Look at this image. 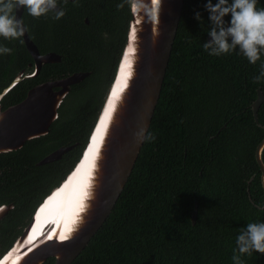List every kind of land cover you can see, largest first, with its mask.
<instances>
[{
  "label": "trees",
  "instance_id": "trees-1",
  "mask_svg": "<svg viewBox=\"0 0 264 264\" xmlns=\"http://www.w3.org/2000/svg\"><path fill=\"white\" fill-rule=\"evenodd\" d=\"M204 3L184 1L160 99L132 174L112 213L72 264H232L240 229L264 221L256 207L264 204L256 157L264 140V103L259 123L253 111L258 90L264 92V81H253L264 56L256 64L237 51L210 56L202 47L211 39ZM131 5L132 0L69 1L58 5L65 10L59 20L34 18L24 9L23 22L40 53L61 57L33 77L35 61L23 37H0L12 49L0 55V95L22 73L1 99L2 110L21 103L39 84L88 74L70 87L48 134L0 154V207L13 205L0 220V259L81 159L127 42ZM197 11L202 24L194 19ZM70 146L61 159L38 164ZM243 260L264 264V254ZM54 262L51 257L44 264Z\"/></svg>",
  "mask_w": 264,
  "mask_h": 264
},
{
  "label": "water",
  "instance_id": "water-1",
  "mask_svg": "<svg viewBox=\"0 0 264 264\" xmlns=\"http://www.w3.org/2000/svg\"><path fill=\"white\" fill-rule=\"evenodd\" d=\"M184 1L132 0L127 42L83 155L38 206L0 264H44L51 257L55 258L54 264H72L104 225L145 143L160 99ZM23 12L24 8L18 7L16 19L23 20ZM23 39L35 61L31 77L39 74L44 64L61 62L57 54H41L28 31ZM21 76L22 73L4 90L0 101L18 84ZM87 76V73H75L39 84L21 103L5 110L0 108V154L19 150L27 141L48 134L70 87ZM263 103L264 92L259 89L253 103L257 123ZM72 148H60L38 164L57 161ZM263 151L264 140L256 152L262 177ZM12 208L13 205L1 206L0 220ZM197 214L196 207L193 224Z\"/></svg>",
  "mask_w": 264,
  "mask_h": 264
},
{
  "label": "clouds",
  "instance_id": "clouds-1",
  "mask_svg": "<svg viewBox=\"0 0 264 264\" xmlns=\"http://www.w3.org/2000/svg\"><path fill=\"white\" fill-rule=\"evenodd\" d=\"M69 0H0V37L7 40H18L28 31L22 18L16 19L15 9L23 7L27 13L39 18L47 16L59 20L65 10L58 5ZM78 4L79 0H71ZM259 0H205L204 9L208 13L207 35L210 41L202 44L210 55L220 57L237 51L250 64H256L264 56V7L258 8ZM122 4H117L121 8ZM51 14V15H50ZM225 17H230L228 21ZM194 19L202 24L199 11ZM22 42V41H21ZM12 49L0 44V55L10 54ZM256 83L264 81V62L253 77ZM142 135V133H141ZM264 183V177L261 178ZM256 207L264 211V204ZM264 254V221L247 222L246 226L235 237V248L231 257L232 264H244L243 257L253 253Z\"/></svg>",
  "mask_w": 264,
  "mask_h": 264
},
{
  "label": "flooded vegetation",
  "instance_id": "flooded-vegetation-1",
  "mask_svg": "<svg viewBox=\"0 0 264 264\" xmlns=\"http://www.w3.org/2000/svg\"><path fill=\"white\" fill-rule=\"evenodd\" d=\"M259 91V90H258Z\"/></svg>",
  "mask_w": 264,
  "mask_h": 264
}]
</instances>
